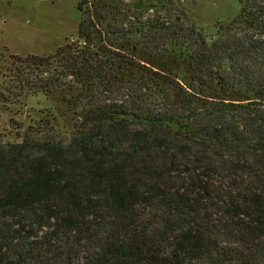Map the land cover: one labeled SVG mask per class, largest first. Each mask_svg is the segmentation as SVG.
Segmentation results:
<instances>
[{
	"label": "trees",
	"instance_id": "1",
	"mask_svg": "<svg viewBox=\"0 0 264 264\" xmlns=\"http://www.w3.org/2000/svg\"><path fill=\"white\" fill-rule=\"evenodd\" d=\"M239 3L206 33L80 0L53 52L8 54L1 103L46 106L0 141V264H264V0Z\"/></svg>",
	"mask_w": 264,
	"mask_h": 264
},
{
	"label": "rangeland",
	"instance_id": "2",
	"mask_svg": "<svg viewBox=\"0 0 264 264\" xmlns=\"http://www.w3.org/2000/svg\"><path fill=\"white\" fill-rule=\"evenodd\" d=\"M88 0L103 8L113 9L117 4L132 20L160 14L173 20L182 14L206 33L215 30V22L228 21L239 10L240 0ZM80 0H0V92L7 94L9 85L6 69L8 54H48L76 34L80 17ZM108 2V3H107ZM115 2V3H114ZM108 4V5H106ZM113 7H112V6ZM85 6H82L84 10ZM7 87V88H6ZM41 95L22 97L17 105L7 109L0 101V141H20L33 119L38 118ZM68 123L71 122L68 120ZM71 131V128H68Z\"/></svg>",
	"mask_w": 264,
	"mask_h": 264
}]
</instances>
